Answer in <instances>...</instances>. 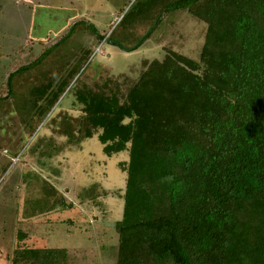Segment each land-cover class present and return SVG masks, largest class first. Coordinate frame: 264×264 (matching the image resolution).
Wrapping results in <instances>:
<instances>
[{
  "label": "trees",
  "instance_id": "obj_1",
  "mask_svg": "<svg viewBox=\"0 0 264 264\" xmlns=\"http://www.w3.org/2000/svg\"><path fill=\"white\" fill-rule=\"evenodd\" d=\"M179 11L205 24L197 58L160 43L134 78L70 87L76 141L96 133L106 156L128 152L115 264H264V0H141L101 38L131 51ZM30 66L13 67L0 99ZM26 237L11 264L66 263V248Z\"/></svg>",
  "mask_w": 264,
  "mask_h": 264
},
{
  "label": "rangeland",
  "instance_id": "obj_2",
  "mask_svg": "<svg viewBox=\"0 0 264 264\" xmlns=\"http://www.w3.org/2000/svg\"><path fill=\"white\" fill-rule=\"evenodd\" d=\"M139 1L0 0V93L13 67L32 64L0 99V264H11L18 230L31 246L66 248L65 264H115L128 152L106 156L96 133L76 141L82 112L70 87L134 78L143 59L163 57L161 44L197 58L205 30L179 11L131 51L101 38ZM74 59L84 62L56 98Z\"/></svg>",
  "mask_w": 264,
  "mask_h": 264
}]
</instances>
